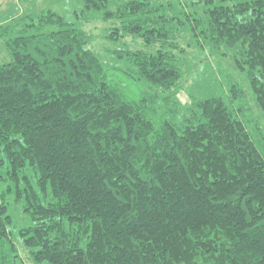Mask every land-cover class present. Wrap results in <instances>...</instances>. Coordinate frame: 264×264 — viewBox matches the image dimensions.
<instances>
[{
    "label": "trees",
    "instance_id": "obj_1",
    "mask_svg": "<svg viewBox=\"0 0 264 264\" xmlns=\"http://www.w3.org/2000/svg\"><path fill=\"white\" fill-rule=\"evenodd\" d=\"M112 1L76 14L102 15L111 41H143L114 51L118 68L54 10L0 26V253L15 202L33 264H264V135L234 105L242 90L167 118L180 113L184 31L228 50L264 118V0Z\"/></svg>",
    "mask_w": 264,
    "mask_h": 264
},
{
    "label": "rangeland",
    "instance_id": "obj_2",
    "mask_svg": "<svg viewBox=\"0 0 264 264\" xmlns=\"http://www.w3.org/2000/svg\"><path fill=\"white\" fill-rule=\"evenodd\" d=\"M155 4H172L174 7H184L189 10L192 8L193 2L202 0H152ZM113 6L114 2L110 0ZM83 8L82 0H0V26L8 24L14 19L26 14H39L46 9H51L76 26L83 28L90 35V47L111 67H119L122 64L115 60L114 51L140 50L144 48V43L140 39L127 36L120 41H111L108 38L111 23L106 22L102 15L94 14L88 21L77 19V14ZM205 5H197L196 11L200 16L205 17ZM188 10V9H187ZM93 14V13H92ZM188 30V29H186ZM184 31L180 34L177 42L179 48L185 49L181 61L182 68L185 72L182 80V91L179 94L181 101L180 113L174 119L167 117L181 124L191 98L199 100L212 96H221L229 100L232 94L230 89L236 85L242 90V95L234 105L245 106L247 115L252 116L250 129L253 126L259 127L256 133L264 135V118L261 117L251 92L246 77L237 69L232 57L225 56L229 53L227 49L217 50L208 44L199 46L195 37ZM191 45V46H189ZM189 46V47H188ZM178 52V51H177ZM10 60L7 50L4 48L0 40V64ZM117 65V66H116ZM117 67V68H118ZM135 93V92H134ZM169 116H172L169 114ZM23 204H10V215L13 218V227L11 228V241L1 248L0 264H12L13 261H21L19 255L25 263L33 264L29 251L24 247L19 231L29 224L27 217L23 212Z\"/></svg>",
    "mask_w": 264,
    "mask_h": 264
}]
</instances>
